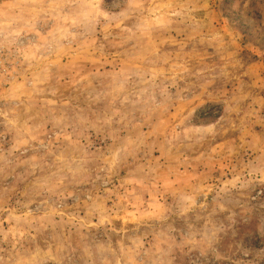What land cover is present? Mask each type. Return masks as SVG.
Listing matches in <instances>:
<instances>
[{
  "label": "rangeland",
  "instance_id": "374dc122",
  "mask_svg": "<svg viewBox=\"0 0 264 264\" xmlns=\"http://www.w3.org/2000/svg\"><path fill=\"white\" fill-rule=\"evenodd\" d=\"M0 264H264V0H0Z\"/></svg>",
  "mask_w": 264,
  "mask_h": 264
}]
</instances>
